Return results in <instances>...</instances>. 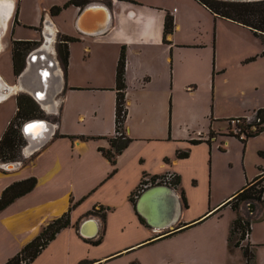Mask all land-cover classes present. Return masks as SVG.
<instances>
[{
  "label": "crops",
  "instance_id": "obj_1",
  "mask_svg": "<svg viewBox=\"0 0 264 264\" xmlns=\"http://www.w3.org/2000/svg\"><path fill=\"white\" fill-rule=\"evenodd\" d=\"M67 1L50 0L40 16L39 0H31L37 9L29 18L24 10L29 8L30 0H0V58L10 54L11 59L12 40H34L39 42L34 49H46L59 60L56 49L59 34L75 38L68 43L66 68L59 60L61 82L60 91L53 97L54 105L38 104L47 120L57 123L54 134L40 148L26 151L25 146L16 168L0 167V194L16 180L36 178L31 191L0 211V264L18 253L43 225L71 205L70 226L61 229L30 264H99L106 257L160 236V231L139 221L129 200L143 172L149 177L173 171L180 177L175 191L178 195L183 192L186 206L182 203L179 224L188 225L215 208L232 210L235 214L226 216L219 232L228 251L227 236L236 217L229 202L250 182L246 180L241 186L240 180L236 187L214 195L213 155L221 150V144H229L225 138L240 141L225 123L230 114L223 113L220 107L216 109L214 101L218 78L221 82L227 80L221 74L228 64L221 55L217 56L215 38L200 36L207 23L190 28L183 15L191 9L201 13L205 21L208 20L205 12L209 11L216 33L222 24L231 23L248 44L259 41L262 45L260 39L248 27L213 14L197 0L203 7L188 0H100L109 8L110 25L101 34H83L74 24L80 6L65 7L69 14L63 25L52 19L49 7ZM178 1L185 10L174 6ZM167 14L172 16L174 28L166 37L168 42H164ZM95 22L97 25L98 21ZM40 23L39 34L36 27ZM121 47L125 52L124 131L130 141L112 164L98 148H109L108 138L114 135L115 72ZM250 57L251 54L245 55V61ZM33 60L35 65L42 59L37 55ZM30 66L28 63L25 72L22 69L19 75L13 74L11 81L0 69V103L20 93L30 95L29 83L34 82ZM178 150H186L188 155L179 158ZM261 153L264 155V150ZM253 175L264 176V166ZM263 196L264 193L262 201ZM99 205L110 208L104 224L94 215L100 224L97 235L81 236L78 232L81 221L92 216L86 215L87 212ZM239 213L244 216L243 205ZM100 233L101 241L93 245L90 241ZM247 241L254 254L256 246H264L251 227ZM108 242L110 245L102 250ZM253 264L258 261L254 259Z\"/></svg>",
  "mask_w": 264,
  "mask_h": 264
},
{
  "label": "rangeland",
  "instance_id": "obj_2",
  "mask_svg": "<svg viewBox=\"0 0 264 264\" xmlns=\"http://www.w3.org/2000/svg\"><path fill=\"white\" fill-rule=\"evenodd\" d=\"M49 1L50 0H39V9L37 12L40 16L45 11L44 8L48 6ZM188 1L193 5L196 3L203 7L196 0ZM30 3L29 8L24 10V14L28 15L29 18H31V15H35L37 9V7L34 9L32 3ZM174 6L176 8H181V10H185V6L179 1L175 3ZM48 10H50V7ZM187 11L188 13L183 15L184 22H186L190 28H197L199 24L207 23L199 33L200 36L207 39L210 37L212 39L214 37L216 41L215 51H217V56L221 55L228 64L227 69L221 74L226 76L227 80L221 82L220 78H218L217 81L218 86L214 98L216 109L220 107L223 113L230 114L231 117L228 119L253 117V110L264 107V55L262 54V45L259 41L253 45L248 44L231 23L222 24L218 27L216 33V30L214 31L213 29L214 24L212 16L208 13L209 11L205 12L206 18L208 19L205 21L201 13L192 11L191 9H188ZM68 14L69 10L65 8L53 15L52 19L56 24L63 25L64 17ZM198 21H200V23H198ZM72 26L74 28L73 23ZM41 27L42 23L36 27L39 34L41 32ZM28 33L29 35H32L30 31H28ZM247 54H251V57L248 61H245L244 57ZM0 69L2 74L11 81L13 71L10 54L3 55L0 58ZM184 105L185 103H183V106ZM15 108V96L1 101L0 134L1 131L2 133L4 132L7 123L13 117ZM40 118L47 119L44 113ZM228 119L225 120L226 124H229L227 121ZM262 126H264V123ZM230 127L233 133H235L234 125ZM225 139L229 140V144H221V150L214 153L211 162L214 195L236 187L240 180H243L241 185L243 186L246 180L251 181L254 178L253 173H259L260 169L264 166V155L261 153L264 150V131L257 136L247 138L245 143H242L233 137ZM222 140L223 139H218V142H222ZM25 146L26 141L19 148L18 157L13 161H18L20 159V152ZM215 149H217L216 146ZM167 172L174 173L173 171H166L165 173ZM263 184L264 179L260 182L258 187ZM242 205L245 212L243 217L250 221L251 230H254L257 238L260 239L258 242L261 244L264 242V219H261L264 217V196L263 201L261 200V202H243ZM252 205L253 209L251 207ZM256 210H258L257 214L254 215ZM234 214L235 213L232 210H226L225 207H222L218 211H216L215 208L197 221L178 228L175 230L176 232L169 236L162 234L154 239L117 252L102 259L98 263L244 264V258L241 251L235 249L238 247H233L231 250L228 249L227 251V248L222 244V238H220L219 234L220 230H222V224L226 219V216ZM209 215L211 216L208 217ZM176 226L177 225L174 227ZM167 230L168 229L161 230L159 233ZM216 231L218 232L217 234H215ZM233 237V241H236L239 237V233L236 232ZM239 243L240 246H244L249 242L247 241V238L245 239L243 236V239L239 240ZM109 245L110 243L108 242L101 247V249L104 250ZM263 247V245H258L255 249L254 259L258 261V264H264L261 261L264 260Z\"/></svg>",
  "mask_w": 264,
  "mask_h": 264
},
{
  "label": "trees",
  "instance_id": "obj_3",
  "mask_svg": "<svg viewBox=\"0 0 264 264\" xmlns=\"http://www.w3.org/2000/svg\"><path fill=\"white\" fill-rule=\"evenodd\" d=\"M89 0H68L61 6H51L50 13L52 15L57 14L61 9L68 5H75L82 7ZM204 5L213 14L229 19L233 22L239 23L245 27H248L252 33L258 37L263 45L264 55V0L257 1H228V0H197ZM174 28L173 18L167 14L164 18L163 24V41L168 42L166 37L172 33ZM75 38L59 34L56 42V49L58 58L61 65L66 68L68 61V43L74 41ZM38 41L34 40H12L11 42V64L12 71L15 76L19 75L25 65L26 55L29 51L37 47ZM125 52L121 47L118 62L115 72V101H114V135L108 138L109 148L99 147L98 150L104 157L112 164L115 163L116 156L127 146L130 138L125 134L124 123L127 115L126 99H125ZM16 110L13 117L7 123V126L0 136V161H13L18 157L19 148L25 143V138L21 132V125L23 122L32 119L42 117V110L38 103L28 94L20 93L15 97ZM256 118H259L264 123V107L253 111ZM242 129L249 128V124L240 125ZM264 130V126H257V130L254 132L248 131L245 138H240L238 134L235 135L242 143H245L246 139L255 135H258ZM122 135H117V132H122ZM55 136H61L57 134ZM71 138L73 136H70ZM80 138H91L80 136ZM192 143H196L197 140H192ZM188 151L178 150L176 156L179 158L186 157ZM264 179V176L260 175L254 178L252 181L246 183L240 191H238L229 202L231 208L236 212V217L232 220L227 236V246L231 250L233 247H238L241 250V254L244 258V264H253L254 262V248L250 243L244 246H240L239 240L243 239L246 232L250 231V221L245 219L239 213V207L243 202H261L262 194L264 193V184L260 185V182ZM180 177L173 173L169 178H166L165 174L147 176V173L143 172L142 178L137 187L131 192L129 200L133 207L139 193L148 186L154 184H167L175 190L179 184ZM36 185V178L29 176L20 180H16L7 185L0 194V211L12 203L16 198L28 193ZM258 187V188H257ZM182 203L186 206V201L183 192H180ZM72 205L67 211L60 216L48 221L42 226L40 232L29 242H27L18 253L8 258L3 264H30L34 258L46 247V245L54 239L56 234L63 228L70 226V210ZM109 207H93L92 210L87 212L86 215H96L101 221L102 225L105 222V215ZM138 216V215H137ZM139 221L146 225L145 221L138 216ZM147 226V225H146ZM185 226V224H177L174 230L163 231L160 234H166L169 236L176 232L178 228ZM148 227V226H147ZM102 232V231H101ZM238 232L239 237L236 241L233 235ZM102 234L100 233L98 238L90 241L93 245L99 244ZM87 240V239H86ZM250 246V248H249Z\"/></svg>",
  "mask_w": 264,
  "mask_h": 264
},
{
  "label": "water",
  "instance_id": "obj_4",
  "mask_svg": "<svg viewBox=\"0 0 264 264\" xmlns=\"http://www.w3.org/2000/svg\"><path fill=\"white\" fill-rule=\"evenodd\" d=\"M228 1H257V0H228ZM96 13V14H94ZM97 22V25L95 21ZM111 16L107 5L100 0H89L83 5L76 17L75 28L83 34H101L110 25ZM56 52V51H55ZM41 56V61L33 65V59ZM31 58V60H30ZM28 61L31 62L29 94L40 105H54L53 97L60 91L61 77L58 74L59 60L54 59L50 54L42 49L30 51L26 57L23 71H26ZM23 76V75H21ZM7 91V89H6ZM29 125L34 128L26 130ZM57 123H51L46 118H32L21 125V132L27 145L31 149L40 148L54 134V126ZM2 169L16 168L18 161L0 162ZM253 209V205L251 206ZM182 209L181 197L167 184H154L143 189L136 198L134 210L140 216L148 227L153 230L169 231L175 229L179 223L180 212ZM99 223L95 218L88 217L81 221L78 232L81 236L90 238L97 235Z\"/></svg>",
  "mask_w": 264,
  "mask_h": 264
},
{
  "label": "built area",
  "instance_id": "obj_5",
  "mask_svg": "<svg viewBox=\"0 0 264 264\" xmlns=\"http://www.w3.org/2000/svg\"><path fill=\"white\" fill-rule=\"evenodd\" d=\"M228 122L230 126L234 125V128H235L234 132L237 133L240 138H245L248 131L254 132L257 130V126L263 125V122L259 118H256L255 115L250 118L237 117V118L229 119ZM247 124H249V128L247 129H242L240 126V125H247ZM116 134L122 135L123 131L117 132ZM165 175H166V178H169L171 175H173V173L167 172L165 173ZM244 237L245 239L246 238L248 239L249 232H246Z\"/></svg>",
  "mask_w": 264,
  "mask_h": 264
},
{
  "label": "bare ground",
  "instance_id": "obj_6",
  "mask_svg": "<svg viewBox=\"0 0 264 264\" xmlns=\"http://www.w3.org/2000/svg\"><path fill=\"white\" fill-rule=\"evenodd\" d=\"M39 49H42L41 47H39ZM42 50H44V51H46V49H42ZM46 52H48V51H46ZM30 60H31V58H30ZM32 61V60H31ZM28 63H30L31 64V62L30 61H28ZM32 129H37V127H33ZM31 147L32 146H28L27 144H26V151H29L30 149H31ZM90 217H92V218H95V217H93V216H90ZM88 218V217H87ZM98 221V220H97ZM99 223V222H98ZM100 227V226H99ZM154 231H160V230H154Z\"/></svg>",
  "mask_w": 264,
  "mask_h": 264
},
{
  "label": "snow or ice",
  "instance_id": "obj_7",
  "mask_svg": "<svg viewBox=\"0 0 264 264\" xmlns=\"http://www.w3.org/2000/svg\"><path fill=\"white\" fill-rule=\"evenodd\" d=\"M33 127H34L33 125H29V128L26 130L30 131Z\"/></svg>",
  "mask_w": 264,
  "mask_h": 264
},
{
  "label": "clouds",
  "instance_id": "obj_8",
  "mask_svg": "<svg viewBox=\"0 0 264 264\" xmlns=\"http://www.w3.org/2000/svg\"><path fill=\"white\" fill-rule=\"evenodd\" d=\"M32 50H34V49H32ZM32 50H31V51H32ZM29 52H30V51H29ZM29 52H28V53H29ZM26 56H27V55H26ZM25 60H26V59H25ZM20 129H21V128H20ZM25 141H26V140H25ZM26 144H27V142H26ZM0 162H2V161H0ZM99 226H100V224H99ZM160 235H162V234H160Z\"/></svg>",
  "mask_w": 264,
  "mask_h": 264
}]
</instances>
